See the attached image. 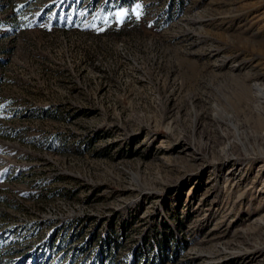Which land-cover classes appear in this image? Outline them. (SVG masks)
I'll use <instances>...</instances> for the list:
<instances>
[{
  "label": "rangeland",
  "instance_id": "1",
  "mask_svg": "<svg viewBox=\"0 0 264 264\" xmlns=\"http://www.w3.org/2000/svg\"><path fill=\"white\" fill-rule=\"evenodd\" d=\"M0 264H264V0H0Z\"/></svg>",
  "mask_w": 264,
  "mask_h": 264
},
{
  "label": "bare ground",
  "instance_id": "2",
  "mask_svg": "<svg viewBox=\"0 0 264 264\" xmlns=\"http://www.w3.org/2000/svg\"><path fill=\"white\" fill-rule=\"evenodd\" d=\"M237 3H239V2H237Z\"/></svg>",
  "mask_w": 264,
  "mask_h": 264
}]
</instances>
